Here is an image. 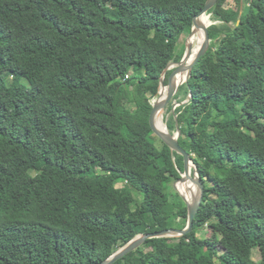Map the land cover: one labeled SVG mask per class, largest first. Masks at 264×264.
Returning <instances> with one entry per match:
<instances>
[{"label":"trees","instance_id":"trees-1","mask_svg":"<svg viewBox=\"0 0 264 264\" xmlns=\"http://www.w3.org/2000/svg\"><path fill=\"white\" fill-rule=\"evenodd\" d=\"M205 2L0 0V264H97L184 228L183 158L149 115ZM213 12L221 24L174 97L191 95L178 143L204 188L192 230L114 264H264V0Z\"/></svg>","mask_w":264,"mask_h":264},{"label":"water","instance_id":"water-1","mask_svg":"<svg viewBox=\"0 0 264 264\" xmlns=\"http://www.w3.org/2000/svg\"><path fill=\"white\" fill-rule=\"evenodd\" d=\"M218 0H206L204 7L196 14L192 19V27L190 33L185 38V49L181 59L177 62L169 63L166 68L162 71L159 78V87L157 92L156 99L151 102V112L149 115V125L152 130L153 135L158 138L165 146H167L171 152L176 153L177 155L183 158V171L179 172L180 177L173 182L172 188L179 195L182 202L186 206L187 209V217L186 224L184 228H167L161 231H156L152 233H143L138 234L133 237L130 241L124 244L122 247L117 249L112 255H110L104 261L97 264H114L119 259L123 258L130 252H133L137 248L143 245L146 240L153 238H169V237H181L185 234L189 233L193 227V220L195 218L196 213L198 212L202 199H203V184L198 177V173L196 171V166L193 163L190 155L179 145L178 138L180 136V128L178 126L176 115L174 113L175 109L181 105L186 104L191 95L187 96V99L182 102H173L171 104V113L175 120V131L170 132L165 127V130L160 129L156 125V117L158 113H164L167 105L171 102V100L177 94L180 86L186 84L191 76V71L193 67L197 64V62L202 58L208 51L210 46V38L208 35V28L215 24L216 22H212L209 26H202L200 23L201 17L204 15H209V11L213 9ZM202 28L204 33V38L202 44L199 46L196 52H193V44L192 39L195 35L197 29ZM170 71V74L167 77V83H164L166 73ZM180 74H185L182 80H177V76ZM163 88H166V92L162 95L161 91ZM186 181L192 182L196 186V193L194 196L187 200L177 189L178 183H184Z\"/></svg>","mask_w":264,"mask_h":264},{"label":"rangeland","instance_id":"rangeland-1","mask_svg":"<svg viewBox=\"0 0 264 264\" xmlns=\"http://www.w3.org/2000/svg\"><path fill=\"white\" fill-rule=\"evenodd\" d=\"M242 3V4H241ZM243 3H244V0H243V2H242V0H219L218 1V3L216 4L217 5V12H218V14L221 16V15H223V14H225L226 12H227V10L228 9H231V10H236L238 7H240V5H243ZM209 15H211V22L207 25V26H209L212 22H216L217 24H221V22L217 19V18H214L213 19V17H215L216 15L214 14V12L213 13H210ZM208 16V15H207ZM217 17V16H216ZM215 20V21H214ZM215 23V24H216ZM230 25H232V23H230ZM187 37V35H184V36H182V38H180V40H179V42H178V44H177V46H176V51H175V54L176 55H181V54H183L184 53V49H185V45H184V42H185V38ZM170 71H168L167 73H166V75H165V79H164V81H166V77H167V75H168V73H169ZM154 99H156V98H154ZM153 99V100H154ZM186 100V99H185ZM184 100V101H185ZM173 102H177L178 103V101L177 100H174V98L171 100V102L167 105V107H166V109H165V111H164V113H163V118H164V123H165V125L167 126V123H168V121H169V117L172 115V113H171V104L173 103ZM182 102V101H181ZM174 132V131H173ZM152 136H154V135H152ZM156 143H158V141H156ZM175 181V180H174ZM173 181V182H174ZM173 182H172V185H173ZM180 185H181V183H178L177 184V189H178V191H179V187H180ZM122 185L121 184H118L117 185V187L118 188H120ZM173 192H175L174 190H173ZM176 193V192H175ZM133 195H134V199H135V202L132 204V207L134 208V206L137 204V203H139L140 201H141V198H140V196H139V194L137 193V192H133ZM174 193H172V195L170 196V201H173L174 200ZM178 221H180V219H178ZM173 225L174 226H176V224L175 223H173ZM203 231V232H202ZM200 235H205L206 237H211L212 236V234H211V230L209 229V227H207V226H205L201 231H199L198 232ZM222 252V250H220L219 251V253H221ZM252 259L256 262V263H258L259 261H260V256H259V253H258V250H254L253 251V256H252Z\"/></svg>","mask_w":264,"mask_h":264},{"label":"bare ground","instance_id":"bare-ground-1","mask_svg":"<svg viewBox=\"0 0 264 264\" xmlns=\"http://www.w3.org/2000/svg\"><path fill=\"white\" fill-rule=\"evenodd\" d=\"M211 15H204L203 17H201L200 19V23L202 26H206L211 22ZM203 38H204V33L202 28L197 29V31L195 32V35L192 39V44H193V52H196L197 49L199 48V46L202 44L203 42ZM185 74H180L177 76V80H182L184 78ZM166 92V88H163L161 93L162 95H164ZM156 125L162 129L165 130V123H164V118H163V111L158 113L157 117H156ZM179 192L187 199L190 200L194 194L196 193V186L190 182V181H186L184 183H181L180 187H179Z\"/></svg>","mask_w":264,"mask_h":264}]
</instances>
